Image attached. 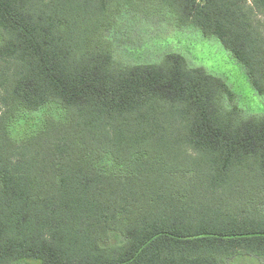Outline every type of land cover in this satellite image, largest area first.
<instances>
[{"label": "trees", "instance_id": "trees-1", "mask_svg": "<svg viewBox=\"0 0 264 264\" xmlns=\"http://www.w3.org/2000/svg\"><path fill=\"white\" fill-rule=\"evenodd\" d=\"M155 19L264 96V0H0V264L264 260V114L179 53L121 63L122 28ZM48 104L66 120L16 140Z\"/></svg>", "mask_w": 264, "mask_h": 264}, {"label": "rangeland", "instance_id": "rangeland-1", "mask_svg": "<svg viewBox=\"0 0 264 264\" xmlns=\"http://www.w3.org/2000/svg\"><path fill=\"white\" fill-rule=\"evenodd\" d=\"M124 30L123 34L122 28L123 40L118 49L121 63L160 62L166 54L179 53L191 67L204 68L226 80L241 96L243 106L254 113L264 114V96L259 95L249 83L243 67L218 39L205 37L201 30L193 26L179 27L175 23L160 22L159 19L127 24ZM2 111L0 108V113ZM48 119L64 122L66 113L57 104H48L35 112L20 110L10 126L13 137L22 140L34 135ZM260 199L264 205V192ZM261 209L264 211V207ZM228 264H264V260L242 255Z\"/></svg>", "mask_w": 264, "mask_h": 264}]
</instances>
